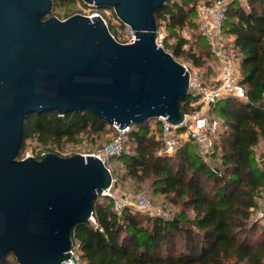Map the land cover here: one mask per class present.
<instances>
[{
    "label": "water",
    "instance_id": "95a60500",
    "mask_svg": "<svg viewBox=\"0 0 264 264\" xmlns=\"http://www.w3.org/2000/svg\"><path fill=\"white\" fill-rule=\"evenodd\" d=\"M81 2L112 9L133 41L116 40L96 14L60 19L52 0H0V259L17 264H63L75 225L111 185L93 155L17 158L28 115L88 111L118 129L185 115L189 71L157 41L166 0Z\"/></svg>",
    "mask_w": 264,
    "mask_h": 264
},
{
    "label": "trees",
    "instance_id": "16d2710c",
    "mask_svg": "<svg viewBox=\"0 0 264 264\" xmlns=\"http://www.w3.org/2000/svg\"><path fill=\"white\" fill-rule=\"evenodd\" d=\"M60 1L67 10L76 1L82 3ZM198 1L166 0L155 15L158 28L163 26L165 31L160 41L163 48L176 60L186 59L196 68L206 66L204 79L215 75L218 63L200 28ZM184 28L196 33L192 44L181 35ZM222 30L233 36V58L247 99L226 94L209 109L219 120L210 156V161L218 163L211 165L198 153L191 155V140L173 154L160 152L163 141L158 120L154 125L150 118L130 126L122 150L115 156L123 171L117 182H147L177 212L151 215L125 207L117 215L110 197H97L93 206L96 225L80 222L72 232L86 264H264V218H253L264 196V156L255 153V147L264 142V0L230 2ZM180 109L184 114L191 111L187 99L180 102ZM111 131L112 125L88 111L33 113L26 118L17 158H22L27 140L41 146L36 158L45 152L65 156L68 154L59 150L65 144H78L85 138L97 145L108 141ZM0 264L17 263L8 253Z\"/></svg>",
    "mask_w": 264,
    "mask_h": 264
},
{
    "label": "built area",
    "instance_id": "2783aa9c",
    "mask_svg": "<svg viewBox=\"0 0 264 264\" xmlns=\"http://www.w3.org/2000/svg\"><path fill=\"white\" fill-rule=\"evenodd\" d=\"M232 1L241 0H214L213 3L207 4L200 0L197 3V15L200 23V28L205 36L211 53L218 63L219 72L216 83L212 86L206 85L195 71L184 67L189 71V87L187 105L191 111L184 115L181 123L173 125L163 117H156L159 121L162 133L163 147L160 152L164 154H173L177 147L191 140L197 146L198 152L204 161L210 159L212 150V135L215 133L219 125V120L216 117H208L207 112L223 95L230 94L240 99H247L245 88L239 83V74L234 64V50L232 41L228 35L222 30V21L225 17L227 5ZM244 1V0H243ZM92 6V5H86ZM94 7V6H93ZM95 12L85 13L83 15L90 16L93 14L99 15L105 25L108 27L107 20L103 14L94 7ZM161 34H158V43L161 45ZM129 39L122 43H131ZM262 101L264 102V92H262ZM193 108V109H192ZM113 136L110 141L97 150L86 153L97 157L102 164L109 170L111 174V185L103 191V196H108L113 201V209L119 215L125 207H131L141 212H152L149 198L141 193L131 189H123L118 192H113L115 184L118 183V178L113 174V170L109 167V162L112 157L118 155L123 143L126 139V132L129 127L118 129L114 125ZM164 215L160 211H155L154 215ZM255 218H264V196L262 204L254 209ZM89 221L95 223V218L92 215ZM63 264H86L80 257L78 252V244L72 236V247L70 249V257L63 261Z\"/></svg>",
    "mask_w": 264,
    "mask_h": 264
},
{
    "label": "rangeland",
    "instance_id": "374dc122",
    "mask_svg": "<svg viewBox=\"0 0 264 264\" xmlns=\"http://www.w3.org/2000/svg\"><path fill=\"white\" fill-rule=\"evenodd\" d=\"M240 2H243V4H245V0L244 1L241 0ZM71 6L72 5H70L69 7H71ZM100 11L103 14L104 18L108 21V23H109L108 27L111 28V30L115 32V35H116L118 40L125 42L129 39H132V37H134L130 28L127 25L123 24L119 19H117L116 16H114L112 9L103 7V8H100ZM91 12H95L93 6L84 7L82 5V3H80L79 1L75 2L74 7L71 10H69V9L67 10L66 5L62 1L55 0L53 7H52L51 14L56 15L60 19H64L65 16L68 17V16L75 14V13L85 14V13H91ZM158 34H161V36H162L161 39H163L164 34H165L163 26L158 28ZM195 34L196 33H194V35H193L192 32L189 30V28H184L183 30H181V35L189 41V44H192V42L194 41ZM226 35H228V34L226 33ZM170 41H172V39ZM189 44H187L186 47L189 46ZM161 45H162V43H161ZM167 51L169 52V50H167ZM177 60L180 63H182L183 65H186L188 69L195 71L198 74V76L207 83L206 84L204 82L206 85L212 86L213 84L216 83L218 72H219L218 64L216 67L215 75H213V76L211 75L210 77L204 76V79H203L201 76H203L204 73L206 72V66H203L201 68H196L192 65V63L190 61H188L186 59L179 58ZM234 64H235L236 70L238 71L237 64L235 62H234ZM212 106H213V104H211L210 107H212ZM206 114L208 117L214 116L212 111H209ZM154 121H156L155 117L152 118L151 125H154ZM112 136H113V132L111 131V133H109L107 135L108 141H107V139L103 140L101 143H99L97 145H93L88 139L83 138L81 143H78V144L67 143L63 146L62 149H59V150L61 152H63L64 154H68V155H71L74 153L86 154L88 151H95L99 147H101L100 145H104V144L108 143ZM212 140H213V138H212ZM23 146H24V149L22 151V158H25L28 156L36 157L37 154L39 153L40 149H41V146H39L35 141H31V140L25 141ZM195 150H196V148L194 145H189L188 151L191 155H193L195 153ZM255 153H256L257 157L260 154L264 156V142L263 141H260V143L255 147ZM62 156H64V155H62ZM22 158H19V159H22ZM217 163H218V161H216V160L210 161L211 165H215ZM109 167L115 172L114 174L116 175V177L121 176L123 174V171H121V169L119 168V160L116 157H112L110 159ZM118 184L119 185L116 189H120V190L131 189V190H134L138 193L146 195L149 198L150 203H151L152 212L149 213L151 215H154V212L156 210L162 212L161 214H164L165 216L166 215L172 216L177 212L176 207L173 204H171L163 194L154 193L152 191V189L148 186L147 182L138 184V183H135V182L130 181L128 179H125L124 181H122V184H120V183H118ZM116 189H113L112 191L115 193L118 192L119 190H116ZM261 199L262 198H260V200H259V205L262 204ZM155 215H156V213H155ZM253 218H255L254 214H253Z\"/></svg>",
    "mask_w": 264,
    "mask_h": 264
},
{
    "label": "crops",
    "instance_id": "0c3cea01",
    "mask_svg": "<svg viewBox=\"0 0 264 264\" xmlns=\"http://www.w3.org/2000/svg\"><path fill=\"white\" fill-rule=\"evenodd\" d=\"M228 34V33H227ZM228 36H229V39L231 40V41H233V36L232 35H230V34H228ZM217 75V74H216ZM218 77V76H217ZM111 133V132H110ZM186 141V140H185ZM189 141L187 140L186 141V143H188ZM194 145H195V148H196V150H195V153H198L199 154V152H198V149H197V146H196V144L194 143V142H192ZM200 155V154H199ZM201 156V155H200ZM202 158V157H201ZM203 160V159H202ZM210 159H208V160H206V161H209ZM120 184H122V182H120ZM117 188V187H116ZM116 190H120V189H116Z\"/></svg>",
    "mask_w": 264,
    "mask_h": 264
}]
</instances>
